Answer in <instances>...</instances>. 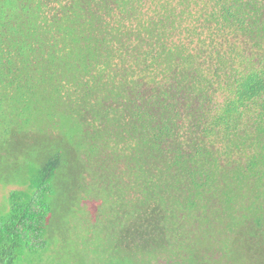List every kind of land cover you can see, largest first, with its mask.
Returning <instances> with one entry per match:
<instances>
[{
  "label": "trees",
  "instance_id": "trees-1",
  "mask_svg": "<svg viewBox=\"0 0 264 264\" xmlns=\"http://www.w3.org/2000/svg\"><path fill=\"white\" fill-rule=\"evenodd\" d=\"M2 125L52 136L0 264L44 246L66 171L136 264H262L264 0H0Z\"/></svg>",
  "mask_w": 264,
  "mask_h": 264
},
{
  "label": "rangeland",
  "instance_id": "rangeland-1",
  "mask_svg": "<svg viewBox=\"0 0 264 264\" xmlns=\"http://www.w3.org/2000/svg\"><path fill=\"white\" fill-rule=\"evenodd\" d=\"M5 126L18 130L16 124ZM26 129L18 131L20 141L17 143L0 132V221L8 215L10 192L32 194L31 180L51 148V143L46 141L52 134L46 137L44 129V133H39L37 128ZM53 183L51 193L44 196L51 210V221L44 228V246L35 251L18 250L15 264H136L133 257L119 249L111 226L103 219L107 218L106 211L99 209V216L94 215L91 220L86 206L88 199L79 189V179L66 171ZM153 260L152 264H165L161 259ZM253 263L264 264V257ZM186 264L204 263L192 261ZM226 264H245V261L230 260Z\"/></svg>",
  "mask_w": 264,
  "mask_h": 264
}]
</instances>
